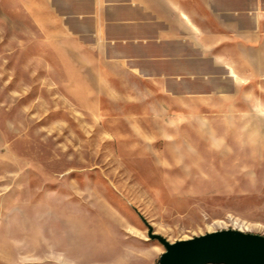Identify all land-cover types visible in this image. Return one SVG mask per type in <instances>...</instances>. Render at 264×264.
Listing matches in <instances>:
<instances>
[{
	"label": "rangeland",
	"instance_id": "374dc122",
	"mask_svg": "<svg viewBox=\"0 0 264 264\" xmlns=\"http://www.w3.org/2000/svg\"><path fill=\"white\" fill-rule=\"evenodd\" d=\"M138 38L44 35L0 0V264H157L147 225L169 242L264 236V53L232 69L229 91L261 112L237 132L163 100L212 89L161 65L147 77Z\"/></svg>",
	"mask_w": 264,
	"mask_h": 264
},
{
	"label": "crops",
	"instance_id": "0c3cea01",
	"mask_svg": "<svg viewBox=\"0 0 264 264\" xmlns=\"http://www.w3.org/2000/svg\"><path fill=\"white\" fill-rule=\"evenodd\" d=\"M18 2L44 35L106 36L112 38L110 42L114 45L126 42L123 35L140 37L130 41L145 44L147 65L151 67L147 77L152 80L161 77L152 70L153 66L161 65L172 69L171 73L163 72L162 77L185 75L193 84L212 89L192 95L162 93L163 100L171 101V105L183 112L179 115L201 117L208 111L211 124L237 132L259 122V108H252L248 103L252 98L229 89L244 82L232 69L249 67L251 58L264 53V0ZM107 49L111 46L107 45ZM187 101H193L194 107ZM197 120L203 122L201 118ZM237 146L243 147L242 143ZM230 171L235 174L233 178H244L236 174H244L249 169L243 163H235L234 170Z\"/></svg>",
	"mask_w": 264,
	"mask_h": 264
},
{
	"label": "water",
	"instance_id": "95a60500",
	"mask_svg": "<svg viewBox=\"0 0 264 264\" xmlns=\"http://www.w3.org/2000/svg\"><path fill=\"white\" fill-rule=\"evenodd\" d=\"M147 227L148 238L158 241L164 249L157 264H264L261 235L225 229L169 242Z\"/></svg>",
	"mask_w": 264,
	"mask_h": 264
}]
</instances>
